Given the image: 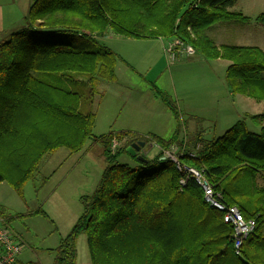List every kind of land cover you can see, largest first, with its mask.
<instances>
[{"label":"trees","instance_id":"trees-1","mask_svg":"<svg viewBox=\"0 0 264 264\" xmlns=\"http://www.w3.org/2000/svg\"><path fill=\"white\" fill-rule=\"evenodd\" d=\"M236 1L34 0L23 26L0 42V183L21 194L46 154L81 151L92 137L98 83L115 82L122 60L97 40L108 31L135 40L180 39L193 47L191 56L228 62L225 82L232 96L264 102V51L217 44L207 33L221 22L251 21L230 10ZM253 22L264 28V13ZM151 88L171 111L175 131L166 139L126 130L95 137L106 166L93 192L80 197L82 213L70 231L47 250L54 264H77L81 234L90 264H264V183L258 182L264 178V111L247 115L257 131L242 119L221 135L195 133L178 144L180 112L164 91L153 83ZM139 140L154 143L160 153L150 159L138 153L146 161L128 155L125 148ZM114 142L118 147L112 148ZM173 144L182 165L203 171L225 205L255 221L238 254L223 213L203 201L191 177L182 186L183 174L162 159L161 151ZM122 154L135 165L121 163ZM34 213L47 217L41 208ZM0 216L6 226L13 219L2 208ZM19 255L13 264H36L22 263Z\"/></svg>","mask_w":264,"mask_h":264},{"label":"rangeland","instance_id":"rangeland-1","mask_svg":"<svg viewBox=\"0 0 264 264\" xmlns=\"http://www.w3.org/2000/svg\"><path fill=\"white\" fill-rule=\"evenodd\" d=\"M230 10L241 12L251 21L244 24L221 22L210 27L208 35L217 44L258 46L264 51V28L253 22L258 14L264 13V0H237ZM221 33L225 38L220 40ZM97 40L114 50L122 60L117 62L118 83L114 84V92L113 88L103 89L111 83H98L100 94L94 97L97 117L92 137L81 151L70 153L60 148L46 154L34 178L23 185L21 194L6 182L0 183V207L13 217L7 226L22 244L19 255L22 263L54 264V256L47 250L56 248L60 239L70 231L82 213L80 197L93 192L106 166L102 147L95 137L117 132L122 123L129 125L126 131L135 136L146 137L149 132L166 139L175 131L177 122L155 95L151 83L169 96L184 121L178 144H185L195 133L205 139L221 135L242 119L249 130H258L247 115L261 114L264 102L230 94L225 82L227 61L208 60L199 54L169 61L162 47L166 40H134L112 31ZM171 147L176 149L175 144ZM142 151L149 159L160 153L154 143L152 147L144 145L138 153ZM161 154L165 159L162 151ZM119 161L135 165L125 154L119 157ZM258 182L264 183V178H259ZM39 208L47 217L34 213ZM76 250L77 264H90L84 234L77 238Z\"/></svg>","mask_w":264,"mask_h":264},{"label":"built area","instance_id":"built-area-1","mask_svg":"<svg viewBox=\"0 0 264 264\" xmlns=\"http://www.w3.org/2000/svg\"><path fill=\"white\" fill-rule=\"evenodd\" d=\"M163 47L169 61H175L180 56L188 57L194 54L192 46L187 45L182 40L177 38L168 40ZM116 144L117 143L114 142L112 148H115L117 146ZM152 144L149 143L148 146L152 147ZM177 150V147L176 149H172V147H170L168 150H162V153L164 158L169 159L172 163H174L176 169L183 174L179 182L182 186L186 183L188 177H191L201 188L203 192V201L208 206L223 213V221L230 224L233 228L234 248L235 253L238 254V249L241 247L243 241L254 230L255 221L245 220L235 206L225 205L222 201L221 194L213 189L210 182L206 179L203 171L187 167L179 162L181 153L178 155L179 153ZM21 250L22 244L18 242L15 233L5 225L3 218L0 216V264L15 263Z\"/></svg>","mask_w":264,"mask_h":264},{"label":"crops","instance_id":"crops-1","mask_svg":"<svg viewBox=\"0 0 264 264\" xmlns=\"http://www.w3.org/2000/svg\"><path fill=\"white\" fill-rule=\"evenodd\" d=\"M33 1L34 0H0V42L7 40L10 33L22 27V25L24 24V16L27 13V10L30 4ZM236 35L237 34H235L233 39H235ZM224 38H225L224 34L221 33L220 40ZM158 40H161V39H158ZM164 40L168 41L170 39H164ZM219 44H223V43L219 42ZM163 46H164V43H162V47ZM117 79L118 78L116 74V81L111 83L110 86L109 85L103 86V89L113 88L112 90L114 92L115 90L114 84L118 83ZM96 117H97V114H96ZM204 120L206 119L204 118ZM128 127L129 125L124 126V123H122L118 131L127 130L129 129ZM147 134H150V133L147 132Z\"/></svg>","mask_w":264,"mask_h":264},{"label":"water","instance_id":"water-1","mask_svg":"<svg viewBox=\"0 0 264 264\" xmlns=\"http://www.w3.org/2000/svg\"><path fill=\"white\" fill-rule=\"evenodd\" d=\"M145 142L144 141H136L131 143L125 148V151L128 155L135 157L138 161H146L141 155H138L137 153L139 150L144 147Z\"/></svg>","mask_w":264,"mask_h":264}]
</instances>
